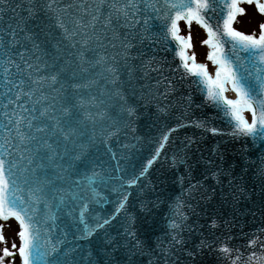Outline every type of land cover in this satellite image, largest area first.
<instances>
[{
  "label": "water",
  "instance_id": "water-1",
  "mask_svg": "<svg viewBox=\"0 0 264 264\" xmlns=\"http://www.w3.org/2000/svg\"><path fill=\"white\" fill-rule=\"evenodd\" d=\"M45 2L9 0L13 10L0 12V43L6 44L9 36L4 32L10 34L12 29L19 39V44L7 52L15 62L8 66L9 71L16 73L18 64L24 69L26 81L29 75L33 80L44 77L33 85L36 92L25 107H35L34 125H48V128L42 133H33L37 141L28 144L27 150L24 146L16 151L7 146V151L0 148L7 160L18 162L13 169L17 175L22 173L30 180L51 181L46 187L51 211L37 205L42 243L45 236L53 244L59 241L60 264H64V253H68V264H124L128 249L123 245L126 241L135 243L123 235L124 222L130 215L136 237L141 241L139 248L131 250L134 264H264V136L231 134L233 122L208 99L199 77L182 67L176 54L177 42L166 36L165 21L154 15L148 20V38L143 43L134 41L130 55L117 57L115 62L116 85L135 108V116L129 127L121 126L118 132L108 127L111 121L105 117L116 118L119 112L117 98L110 99L116 85L103 78L99 66H89L87 62L105 53L114 56L120 49L112 48L111 44L118 42L112 41L110 31L103 32L99 24L96 30L105 37L101 41L93 36L87 45L83 44L91 30L86 35L64 39L58 28L46 27L49 21L43 13H37L38 18L29 17L28 9L33 4ZM56 3L96 4L97 0H56ZM103 11L107 13V8ZM205 18L214 31L219 29L225 45L222 55L233 61V68L240 75L251 71V80L255 83L252 63L242 50L234 53L231 42L222 35L220 8ZM28 31L34 34L31 40L25 39ZM32 41L40 46L39 51L33 48ZM5 52L0 47L3 66H7ZM17 52H23L24 60L33 67L27 68ZM37 56L39 61L35 59ZM81 67L87 70L81 71ZM58 69L62 71L53 83L47 78ZM2 80L0 67V83ZM73 84L89 86L74 88ZM9 98L14 100L10 94ZM6 102L4 95H0V112L5 111ZM68 105L75 107H69V113L63 115L61 109ZM43 109L48 111L40 116ZM13 110L22 111L10 106L8 114ZM57 120L61 126L71 123L77 129L70 142L64 141L59 131L52 134L51 126ZM77 120L81 123L76 124ZM6 123L0 116V125ZM211 128H216L217 133L206 130ZM106 132L114 134L105 135ZM165 133L168 139L161 147ZM4 135L0 127V137ZM89 137H94L91 143ZM45 140L56 152L51 161L46 158L47 148L36 150L37 144ZM81 143L88 147L84 156L74 161L71 156L79 151L76 145ZM21 153L31 156L33 163L29 165L27 159L21 160ZM153 155L156 159L148 165ZM33 167L35 176L24 171ZM93 173L95 177L89 179ZM131 179L136 183L129 184ZM20 195L28 193L25 190ZM122 200L123 206L117 212ZM172 221L180 224L178 235L171 227ZM96 222L103 227L86 235L85 224L94 227ZM174 235L181 243L174 242ZM113 244L118 245L115 250Z\"/></svg>",
  "mask_w": 264,
  "mask_h": 264
},
{
  "label": "snow or ice",
  "instance_id": "snow-or-ice-1",
  "mask_svg": "<svg viewBox=\"0 0 264 264\" xmlns=\"http://www.w3.org/2000/svg\"><path fill=\"white\" fill-rule=\"evenodd\" d=\"M241 2L252 3L253 0H163V3L160 0H97L96 4L66 3L62 5L57 4L56 0H46L42 4H33L28 9V15L30 18H38L36 14L43 13L45 19L49 21L46 27L54 26L58 28L63 34L64 39L75 37L77 34L86 35L91 30V35H88L82 41L85 45L89 43L93 36L97 41L105 39V37H102L97 32L96 25H101V30L105 33L110 31L112 41L118 42V44L112 43L111 47H119L120 50L114 56H108L105 53L103 56H98L94 61L87 63H89V66L93 64L99 66L103 78L113 85H116L118 75V69L115 66L117 57H128L130 55L129 50L133 47L134 41L143 43L148 38V20L153 15L156 18H162L165 21L164 29L166 36H170L177 42L178 50L176 54L182 62V67L186 72L199 77L200 82L206 87L208 99L233 122L231 134L233 136L243 135L255 138L264 136V79H261L264 76V23L259 25L258 36L246 35L236 31L232 27L233 20L238 13L245 11L244 8L239 6ZM104 8H107V13L103 11ZM217 8H220V14L223 17L222 25H220L223 37H226L231 42L234 53L242 50L246 58L252 63V67L256 71L255 83L251 80V71L246 70V75H240L238 70H234L233 61L229 57L222 55L225 45L220 37L219 29L214 31L205 18L208 13H215ZM256 8L259 13L264 14V3H260L257 0ZM8 10H13L9 4V0H0V12ZM141 20L143 21L142 23ZM180 20H183L188 25H191L195 21L206 30L208 39L202 41V43L207 44L210 49L207 54V59L216 65L214 77L208 74L204 64L194 62V55L188 56L186 54L185 49L191 47L190 38H185L178 34V21ZM8 28L11 29V25H8ZM118 29H124L125 31H118ZM20 31L24 32V29L21 28ZM41 31H43V28H41ZM4 34L9 36V39L6 44L0 43V47L6 49L4 62L7 65H0L3 69V80L0 83V88L4 89L3 92H0V95H4L7 102L3 105L5 111L0 112V116L7 123L0 125V127H3L5 133L3 137H0L3 141V143H0V148H4L5 151H7V148L16 151L21 146H24L25 150H27L28 144L37 141V136L33 133H42L48 128V125H34L33 121L37 119L35 115H32L35 112V107L33 106L31 109L25 107V104L32 101L33 95L36 92V88L33 85H37L40 81H43L44 77H40L39 80H33L29 75L26 81L23 78L24 69H21L18 64L15 65L17 69L16 73L9 71L8 66H12L15 62L7 55V52L19 44V39L15 29H12L10 34L7 31ZM33 35L31 31L25 32V39L31 40ZM32 45L37 51L40 50V46L35 41H32ZM20 47H23V45H20ZM15 54L20 56L27 68L30 69L33 67L27 60H24L23 52H17ZM35 59L39 61L40 57L37 56ZM189 60L193 62L189 63ZM80 70L86 71L87 69L81 67ZM61 71L62 69H58L56 73L49 75L47 79L55 83ZM91 83H95V81H90ZM26 85L28 86L26 87ZM87 86L89 85H72L74 88ZM229 86L231 91L235 93L234 99H230L225 95ZM257 88H259V92ZM9 94L14 97V100L9 98ZM112 97L117 98L118 102L116 103V107L119 109V112L116 118H105L111 121L108 127L118 132L121 126L127 128L131 125L132 119L135 116V108L125 100L119 91L118 85L114 87L110 99ZM22 99L24 103H20ZM119 101H122V103ZM10 106L20 108L22 111L16 112L13 110L11 115H9L7 109ZM69 107H75V105L64 106L61 109V113L67 115L69 113ZM47 111L48 109L41 110L40 116H44ZM245 111L251 113L250 122L243 115ZM24 113H28V116H25ZM99 115L103 116L105 114L99 113ZM29 116L31 117L30 119ZM86 118L91 117L86 115ZM49 119L54 118L49 117ZM75 123L79 124L81 121L77 120ZM197 126L204 127L203 124ZM23 128L29 131H22ZM206 130L214 134L218 131L216 128ZM57 131H59L66 142H70L69 138L77 134V129L71 123L65 127L60 125L59 120L51 126L53 135ZM112 134L114 133H105V135ZM167 139L168 135L165 133L160 141L161 147ZM93 140L94 137H89V143ZM41 147L48 149L49 155L46 158L51 161L52 157L56 155L55 150L46 140L42 144H37V152ZM87 147L88 144H77L76 148L79 151L75 152L71 156V159L74 161L80 160L84 156ZM156 151L159 153V148ZM8 154L11 155V153ZM20 159H27L29 165L33 163L31 156L25 157L23 153H21ZM155 159L156 155H153L147 161V164L151 165ZM176 159V157L173 158V163L176 162ZM17 163L7 160L3 153H0V218L7 220L11 217L18 221L19 231L17 236L20 241L18 253L21 264H60V253L57 252L59 241L53 244L45 236L42 243L41 232L38 227L39 221L36 219L37 205H43L45 209L51 211L52 205L49 203L46 192V187L51 184V181L47 179L30 180L24 178L22 173L17 175L13 171L17 167ZM24 171L30 172L32 176H35L36 168H25ZM143 174L144 172L141 171V175ZM94 177L95 173L89 179ZM128 183L135 184L136 180L131 179ZM25 190L28 195H20ZM53 191L62 190L53 189ZM63 199L64 197L61 196L60 200L63 201ZM122 206L123 200L117 206L116 211L119 212ZM132 220L133 217L129 215L124 222L123 235L131 238V241H135L134 244L126 241L123 245V247L128 249V259L124 264H134L131 250L133 248H139L141 245V241L137 239L135 229L132 226ZM104 223L107 224L108 221L105 220ZM34 225H37V227H34ZM101 227L103 225L96 222L94 227L85 224L83 230L86 235H91L95 229ZM171 227L177 230L176 235H178L180 224L172 221ZM176 235L173 236V240L176 244H179L181 240L177 239ZM249 243H252V241ZM116 247H118L117 244L112 245L113 250ZM224 251H228V249H224ZM4 253L5 255H9L7 249L4 250ZM54 253L55 255H53ZM64 255L66 257L64 264H68V253H64Z\"/></svg>",
  "mask_w": 264,
  "mask_h": 264
},
{
  "label": "rangeland",
  "instance_id": "rangeland-1",
  "mask_svg": "<svg viewBox=\"0 0 264 264\" xmlns=\"http://www.w3.org/2000/svg\"><path fill=\"white\" fill-rule=\"evenodd\" d=\"M243 13H239L232 27L246 35H259V25L264 23V17L259 15L254 4H242ZM180 36L190 38L191 47L188 50V55L195 57V61L201 64H207V48L202 41L205 40V35L202 31L191 24L189 26H180ZM17 224L10 220L0 222V264H20L18 259H10V255H15L18 252L19 239L17 236ZM7 249L9 255H5L4 250Z\"/></svg>",
  "mask_w": 264,
  "mask_h": 264
}]
</instances>
